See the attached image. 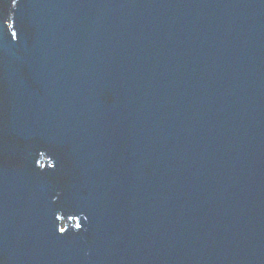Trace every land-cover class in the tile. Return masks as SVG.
I'll return each mask as SVG.
<instances>
[{"label":"water","instance_id":"95a60500","mask_svg":"<svg viewBox=\"0 0 264 264\" xmlns=\"http://www.w3.org/2000/svg\"><path fill=\"white\" fill-rule=\"evenodd\" d=\"M0 264H264V0H0Z\"/></svg>","mask_w":264,"mask_h":264},{"label":"snow or ice","instance_id":"6c2138e0","mask_svg":"<svg viewBox=\"0 0 264 264\" xmlns=\"http://www.w3.org/2000/svg\"><path fill=\"white\" fill-rule=\"evenodd\" d=\"M12 6L15 7V0H12ZM64 231H65V229H63V228L59 229L60 233H64Z\"/></svg>","mask_w":264,"mask_h":264}]
</instances>
